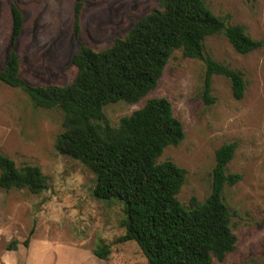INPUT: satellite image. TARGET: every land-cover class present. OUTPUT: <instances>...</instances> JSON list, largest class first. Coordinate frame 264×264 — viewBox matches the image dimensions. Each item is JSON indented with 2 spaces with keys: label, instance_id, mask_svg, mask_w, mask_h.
Instances as JSON below:
<instances>
[{
  "label": "rangeland",
  "instance_id": "obj_1",
  "mask_svg": "<svg viewBox=\"0 0 264 264\" xmlns=\"http://www.w3.org/2000/svg\"><path fill=\"white\" fill-rule=\"evenodd\" d=\"M80 2V31L75 37V0H0V70L13 50L20 60V77L28 84L66 86L76 74L71 60L81 44L103 50L157 8L155 0ZM205 2L215 17L242 26L251 39L262 43L242 55L223 35L204 41L207 55L242 74V99H234L228 79L215 75L210 82L214 103L206 105L204 64L173 51L155 89L135 104H109L103 114L116 127L147 100L170 102L184 138L167 147L158 162L169 160L185 170L177 195L185 206L192 197L203 202L209 196L215 151L235 143L226 173L239 174L241 180L224 187L222 196L236 243L221 263L213 264H264V0ZM12 6L22 15L14 45ZM62 121L59 111L37 108L22 91L0 82V154L17 167H39L48 184L37 195L0 189V264H147L135 242H120L125 233L122 204L94 198L93 173L55 150ZM98 247L108 249L106 258L94 254Z\"/></svg>",
  "mask_w": 264,
  "mask_h": 264
},
{
  "label": "trees",
  "instance_id": "obj_2",
  "mask_svg": "<svg viewBox=\"0 0 264 264\" xmlns=\"http://www.w3.org/2000/svg\"><path fill=\"white\" fill-rule=\"evenodd\" d=\"M155 1L157 8L111 46L95 51L81 44L71 60L76 74L68 85L28 84L20 77V60L13 50L0 70V82L22 91L35 107L62 114V131L54 148L93 173L94 198L122 204L125 233L120 242H135L147 264L221 263L236 243L222 196L224 187L241 180L239 174L226 173L236 144H224L215 151L209 196L203 202L192 197L185 206L177 199L185 170L169 160L158 162L167 147L177 146L184 138L170 102L147 100L116 127L105 119L103 108L118 102L135 104L144 98L156 88L173 51L204 64L202 100L206 105L214 103L210 82L215 75L228 79L234 99L241 100L245 92L242 74L207 55L204 41L223 35L242 55L261 48L262 43L251 39L242 26L215 17L205 0ZM75 2L72 28L77 37L82 4ZM11 16L14 45L22 15L12 6ZM47 188L39 167H17L0 154V189L37 195ZM94 254L106 258L109 251L98 247Z\"/></svg>",
  "mask_w": 264,
  "mask_h": 264
}]
</instances>
